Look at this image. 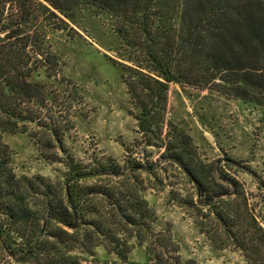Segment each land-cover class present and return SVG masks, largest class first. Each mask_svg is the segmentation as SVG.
I'll return each mask as SVG.
<instances>
[{"label":"trees","instance_id":"trees-1","mask_svg":"<svg viewBox=\"0 0 264 264\" xmlns=\"http://www.w3.org/2000/svg\"><path fill=\"white\" fill-rule=\"evenodd\" d=\"M84 11L114 24L128 62L115 63L146 144L163 146L162 158L181 164L230 235V215L215 205L190 136L163 137L168 91L173 82L214 85L264 106V0H0V249L20 264H82L98 246L124 262L139 246L145 264H185L171 231L154 226L140 179L153 165L83 162L64 144L72 106L56 108L73 83L61 76L51 36L76 31L66 19ZM16 133L34 139L49 162L62 163L61 178L17 175L3 140Z\"/></svg>","mask_w":264,"mask_h":264},{"label":"rangeland","instance_id":"rangeland-1","mask_svg":"<svg viewBox=\"0 0 264 264\" xmlns=\"http://www.w3.org/2000/svg\"><path fill=\"white\" fill-rule=\"evenodd\" d=\"M66 20L76 31H55L51 40L62 61L61 76L73 83L56 108L72 106L67 112L72 113L73 127L64 138L68 152L83 162L110 158L121 165L124 160L153 165V173L144 172L140 179L156 214L154 226L171 231L185 264H264V106L227 95L214 85L173 82L168 91L163 137L168 133L178 142L180 132L190 136L195 162L208 176L206 185L214 188L210 194L215 193V205L230 215L229 235L217 222L213 206L199 198L181 164L162 158L164 147L147 145L138 131L115 63L128 62L111 19L84 11L75 21ZM3 140L19 176L57 179L66 171L62 163L43 157L28 134H5ZM144 256V248L135 246L124 262L98 246L82 264H145ZM0 262L20 264L2 249Z\"/></svg>","mask_w":264,"mask_h":264}]
</instances>
